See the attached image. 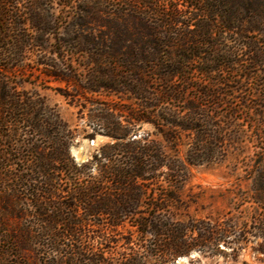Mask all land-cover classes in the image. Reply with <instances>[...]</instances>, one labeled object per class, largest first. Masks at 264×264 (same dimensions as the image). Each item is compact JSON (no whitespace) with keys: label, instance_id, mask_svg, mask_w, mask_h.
<instances>
[{"label":"trees","instance_id":"obj_1","mask_svg":"<svg viewBox=\"0 0 264 264\" xmlns=\"http://www.w3.org/2000/svg\"><path fill=\"white\" fill-rule=\"evenodd\" d=\"M44 1L0 0V264H175L242 241L234 224L181 216L182 192L192 168L226 160L240 122L264 138V0H58L69 12L55 21ZM51 40L46 82L86 116L85 139H108L83 163L76 136L9 78ZM253 200L264 241V168Z\"/></svg>","mask_w":264,"mask_h":264},{"label":"rangeland","instance_id":"obj_2","mask_svg":"<svg viewBox=\"0 0 264 264\" xmlns=\"http://www.w3.org/2000/svg\"><path fill=\"white\" fill-rule=\"evenodd\" d=\"M160 8L170 10L181 4L180 0H154ZM26 2L20 4L21 10H26ZM41 6V7H40ZM38 7V6H37ZM38 13L45 15L49 20L63 18L68 15V10L63 11L58 0H47L39 3ZM62 30V28H60ZM17 33V32H16ZM53 40L47 42V49H34L27 51L20 59H13L16 64L26 68L24 77L21 74H12L10 81L15 82L18 92H27L33 102L42 104L47 116L55 115L75 135V141L70 149L71 156L78 163L85 162L94 149L108 139L97 135L94 145L84 138V135L91 132L87 126L86 116L79 113V108L74 107L63 96L59 95L54 88L62 87L57 83H47L41 73L38 64L54 58L51 53ZM9 58H13L7 56ZM8 60L2 61L6 64ZM10 61V62H13ZM73 64H82L81 58H72ZM63 88V87H62ZM253 100H255L253 98ZM242 135L238 136L239 141L230 146L229 153L224 162L210 166H203L191 169V178L182 192V200L186 204V214L196 219H206L218 222L221 225L231 223L236 226V232L243 233L240 242L235 236H230L219 244V253L211 258L208 254L192 252L190 256L178 259L175 264H264V254L259 252L264 245L262 239H258L253 233L251 222L263 210L262 206L253 200V185L257 169L264 168V138L259 140L256 134H252L247 121L239 123V127L233 129ZM233 130H229L232 132ZM141 134H149L155 138V129L149 124H143L139 129ZM3 166H8L5 159L6 147L1 148ZM75 152L78 153L77 159ZM17 163L13 167H16ZM247 232V233H246ZM126 234L119 235L122 238ZM135 237V235H134ZM149 238V237H148ZM136 239V238H135ZM135 250L142 252L135 247ZM124 251V247L118 246L110 250L112 256ZM117 257V256H116Z\"/></svg>","mask_w":264,"mask_h":264},{"label":"bare ground","instance_id":"obj_3","mask_svg":"<svg viewBox=\"0 0 264 264\" xmlns=\"http://www.w3.org/2000/svg\"><path fill=\"white\" fill-rule=\"evenodd\" d=\"M75 154H76V156H78V153L77 152H75Z\"/></svg>","mask_w":264,"mask_h":264},{"label":"water","instance_id":"obj_4","mask_svg":"<svg viewBox=\"0 0 264 264\" xmlns=\"http://www.w3.org/2000/svg\"><path fill=\"white\" fill-rule=\"evenodd\" d=\"M74 155H75V157L77 158L76 154H74ZM77 159H79V158H77Z\"/></svg>","mask_w":264,"mask_h":264}]
</instances>
